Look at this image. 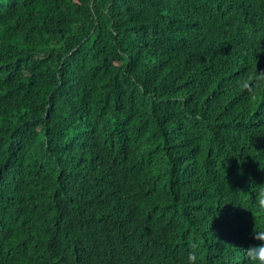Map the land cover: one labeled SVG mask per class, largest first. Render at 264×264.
<instances>
[{
  "label": "trees",
  "instance_id": "1",
  "mask_svg": "<svg viewBox=\"0 0 264 264\" xmlns=\"http://www.w3.org/2000/svg\"><path fill=\"white\" fill-rule=\"evenodd\" d=\"M256 66L264 0H0V264H248Z\"/></svg>",
  "mask_w": 264,
  "mask_h": 264
},
{
  "label": "clouds",
  "instance_id": "2",
  "mask_svg": "<svg viewBox=\"0 0 264 264\" xmlns=\"http://www.w3.org/2000/svg\"><path fill=\"white\" fill-rule=\"evenodd\" d=\"M239 83L242 84L241 90L247 92L249 101L255 102L258 92L264 89V71L258 70L256 66L255 70ZM261 170L264 169L261 168ZM253 208L255 212L245 208L243 209L248 210L253 219L256 213L264 215V184H256ZM250 239L256 241V243L250 244L245 249L248 264H264V229H258L253 224ZM193 249H195V246H193ZM196 262V252L193 250L188 253L187 264H196Z\"/></svg>",
  "mask_w": 264,
  "mask_h": 264
}]
</instances>
